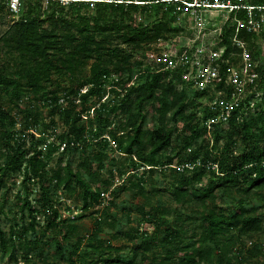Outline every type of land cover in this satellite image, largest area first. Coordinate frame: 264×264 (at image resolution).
I'll return each mask as SVG.
<instances>
[{"label": "trees", "instance_id": "trees-1", "mask_svg": "<svg viewBox=\"0 0 264 264\" xmlns=\"http://www.w3.org/2000/svg\"><path fill=\"white\" fill-rule=\"evenodd\" d=\"M253 3L264 4V0H253ZM40 9V3L27 1L21 17L0 38V202L8 198L7 179L13 174L21 175L22 186L16 194L19 218L13 217L8 233L1 226L5 211L3 204L0 205V264H30L35 249L44 242L38 235L40 229L46 235L60 237L61 241L56 244L60 255L64 244L67 245L68 258L58 264H135L138 256L145 261L152 255L151 249L155 251L158 246L163 248L169 264H245L250 251L237 250V238L232 230L240 236L251 237L264 229V217L258 214L260 206L253 204L264 200V150L256 140L257 131L264 133V101L262 111L249 120L234 108L227 119L230 131L224 136L220 129L223 122H212L214 148L210 152L202 146L191 148L204 130L196 120L197 114L188 115L186 111L191 107L197 109V100L206 99L208 92H199L190 98L174 81H165L163 74L150 73L141 65L139 77L127 87L134 71L135 50H146L157 39L178 33L174 20L161 6L103 1L96 2L91 9L86 0H48L44 16L36 13ZM89 10L95 12L87 13ZM231 30L225 40L229 48ZM241 38L248 41L253 35L242 33ZM124 71L128 73L126 79L120 75ZM112 73L119 76L114 85L122 87L123 94L115 92V98L107 104L92 107L94 114L90 119L95 117L96 123L89 129L84 123L89 119L84 118L87 111L84 106L91 97L102 100L108 86L104 76ZM64 79L71 82L69 88L62 86ZM225 80L226 75H222L218 89L225 88ZM49 86L55 89L49 91ZM84 88L87 92L80 94ZM32 95L42 99L51 116L48 124H40L44 127L43 135L37 138L29 133L38 125L32 120L34 113L24 106ZM152 98L158 102V133L147 126L146 107ZM61 99L66 106L60 104ZM113 109L118 111L117 115L126 116L117 126L111 115ZM212 109L203 108L204 124L213 117ZM57 115L66 127L58 143L54 139L56 135L53 140L46 135L55 125ZM177 117L185 118L181 134L189 132L182 148L190 156L188 160L181 158V149L178 155L164 156L175 147L177 129L171 120ZM238 130L245 146L236 153ZM106 131L118 144L117 152L103 138ZM221 141L223 148L218 147ZM90 146L93 151L88 153ZM112 151L119 156L113 157ZM55 152L78 153L80 160L73 168L69 160L62 158L57 168L48 169L47 156ZM106 160H110L108 167ZM93 162L97 164L95 171L91 167ZM186 163L193 168L182 172L176 168ZM141 166L152 168L134 172ZM105 167L108 178L101 173ZM157 172L168 177L164 189L156 187L153 180ZM205 179L208 182L204 183ZM50 183H54L52 192ZM31 185H37L41 200L31 198ZM148 185L152 186L150 191ZM125 188L135 197L147 198L148 203L140 208L142 218L149 221L153 230L142 231L137 227L114 236L127 237L133 242L132 260L109 257L87 262L79 252L86 236L81 235L79 224L74 220L99 207V223L114 226L110 207L117 189ZM58 191H63L64 196L55 201L53 196ZM169 191L175 208H165L160 199H152ZM106 192H111V200L103 208L101 196ZM62 199L81 205L80 209L73 206L75 210L69 206L68 213H81L74 219L60 214ZM178 207L187 208L190 216L184 220ZM173 212L177 216L169 220ZM186 221H194L196 225L191 227ZM161 229L162 238L158 234ZM136 238H139L137 242ZM107 248L115 250L111 242ZM179 253L184 255L180 260ZM38 255L43 257L44 250Z\"/></svg>", "mask_w": 264, "mask_h": 264}, {"label": "rangeland", "instance_id": "rangeland-1", "mask_svg": "<svg viewBox=\"0 0 264 264\" xmlns=\"http://www.w3.org/2000/svg\"><path fill=\"white\" fill-rule=\"evenodd\" d=\"M20 6L15 10L11 5V0H0V38L5 34V32L12 27V24L16 22L23 12L26 10V2L32 1L36 4L41 5V9L39 12L42 16H44V10L47 7L48 0H19ZM65 1V0H64ZM87 13H94L95 10H89L86 11ZM246 49L247 53L249 54L250 59L245 61L242 57H239V55L235 56L234 66L236 68V74H231L227 78V83L224 89L218 90L216 89H210L208 96L206 99L203 100H197V109L195 108H189L186 113L190 115L191 113H196V120L201 123V127L203 128L204 132L201 135V137L196 140L195 144L191 148H198L202 146V149L207 150L208 152L211 151V148H214V144L212 142L213 137V128H209L210 122H219L222 121L223 124L220 126L222 136L225 135V133L230 131V126L227 120L223 119V116H228L229 110L234 105L240 103L242 106H238L240 113H243V117H247L249 120L252 116L255 115V113L262 111V103L264 101V32L257 33L253 35V38L246 41ZM126 48V47H125ZM148 48V47H147ZM147 50V49H146ZM145 49H136L134 52V57L132 59V66L134 67L133 75L131 78V82L135 81L138 76V69L140 65L142 67L147 66L146 61V51ZM248 68V72H244L241 70V68ZM253 74H256L257 77L254 78ZM124 79L128 77L127 71H124L122 74ZM162 79L165 81H174L176 83L177 76L176 75H169V74H163ZM131 82L129 85H131ZM63 87L69 88L71 85V82L69 79H64L61 82ZM177 88L178 85H176ZM55 89L54 86H49V91ZM122 87L117 86L109 91V94H105V96L102 98L101 101L97 100L95 97H91L86 102L84 108L87 110L84 115H86L84 118H92L94 114V110L92 107L104 105L107 104L110 100H113L116 96V93L123 94ZM188 93L190 94V98H194V95H192V90L188 86L187 88ZM31 97V94L29 95ZM214 97V101L217 102V104H212V100L210 99ZM42 99L40 97H33L30 98L27 103H25V107L29 108L34 113V116L32 118L33 122H36L38 125H36V128L29 131V133H34L35 137L42 136L43 132L42 130L44 127H40V124L43 122L45 124L49 123V120L51 118L49 114V108L47 106H44L42 103ZM213 107V117L208 120L207 124H204L202 122L203 117V108L204 107ZM102 107V106H101ZM158 108V102L156 98H152L150 103L146 107L147 112V126L150 127L154 133H158L157 129V110ZM93 110V112H92ZM117 112L115 109H113L111 115L114 119V122L116 126L120 121H125L126 116H120L117 115ZM85 121L86 126L91 129L94 128V123H96L95 117L93 119ZM95 120V121H94ZM174 126L177 129V134L175 135V141H174V148L166 151L164 153L165 155H171L175 154L178 155L181 149V155L182 159L188 160L190 159V156L186 154L184 150H182L184 144L183 140L185 136L189 135V132L186 134H181L182 127L185 122V118L177 117L176 119L171 120ZM238 121L241 122V116L238 117ZM55 125L50 129V131L47 132V138L50 140H53V135H56L54 139L58 143L61 137V134L66 130L65 125L63 124L60 117L57 115L55 117ZM263 124L260 123V126ZM20 127H17L19 129ZM112 128H114L112 126ZM111 128V129H112ZM262 128V127H261ZM238 130L235 133V140H236V153L239 152L242 148L245 146V142L243 139V136L241 132ZM105 134H108V131L105 132ZM257 145L260 147L261 150H264V133L261 131H257ZM45 135V134H44ZM105 135V136H106ZM29 144V143H28ZM218 147L223 148V142L221 141ZM111 149V147L109 146ZM177 148V149H176ZM93 151V148L90 146L88 149V153H91ZM113 157H118L119 154H117L115 151H112ZM187 153H190L187 150ZM46 157V155H44ZM184 157V158H183ZM64 158V160H69L71 162V165L73 168H75L76 164L79 162V154L78 153H70L68 152L66 155H64L61 152H55L52 153L50 156H47V161L49 163L48 169H55L58 166L59 161ZM180 159V158H179ZM75 160H78L75 162ZM64 161V162H65ZM186 162V161H185ZM184 162V163H185ZM110 164V160L105 161L106 167H108ZM96 162L92 163V171H95L97 166ZM104 168L101 173L105 178L109 177V173L107 171V168ZM146 166H141L137 168L134 172L142 173ZM216 167V166H215ZM214 167V168H215ZM129 173H132L130 171ZM156 187L160 189H164L166 187V181L168 180V177H164L163 175H160V172H157L154 174L153 178ZM21 182V175L19 173L13 174L10 178L7 179V187H8V198L3 202H0L4 206L5 214L1 216V226L3 227L4 231L6 233L9 232L13 225V217L15 216L17 219L19 218V203L17 202L16 194L22 190V186L20 184ZM208 182V180L205 179L204 183ZM54 183H50V192H52ZM116 185L114 186V188ZM112 188V189H114ZM30 189H32L33 195H31L32 199L35 200H41L42 196H40V191L37 188V185H31ZM152 189V186L148 185L147 190L150 191ZM117 193L114 195V202L112 206L110 207L109 215L111 217V220L114 222V226H110L107 224H100L98 221V217L100 216V208L94 207L87 212H84L83 217L80 219L74 220L76 223L79 224V231L81 235H85L86 238L84 241H82L81 248L79 249V252L83 254L84 257L87 258V262H91L94 260H98L99 258H109L112 259H126V260H132L134 257V249L132 248V241L129 240L127 237H115L118 232L121 234H124L127 230L130 229H136L137 227H140L142 231L148 230L152 231L153 227L151 224H149L148 220L142 218L143 214L141 212L140 206H144L148 203L146 200L147 198H143L141 196L135 197L133 196V193H131L127 188L124 190H118ZM170 191L163 193L162 195L153 196L152 199H160L162 201V205L165 208L172 207L175 208L176 205L172 204ZM264 194V192H263ZM64 193L63 191H58L53 198L62 197L63 198ZM151 197V196H150ZM230 198V197H229ZM254 205L260 206L258 214L264 217V200H261L258 202H254ZM77 207L80 209L81 205L74 203L73 201H65L62 199L60 204V214L63 216H69L71 213H68V207ZM179 212L183 219L185 220L188 216H190V211L185 207H178ZM78 214H80V211H77ZM74 215V213H73ZM177 216L176 213H172L168 217L169 220H173ZM195 216V215H194ZM26 218V217H25ZM104 218V217H103ZM42 220V219H41ZM98 221V222H97ZM186 224L193 227L195 226L194 221H186ZM234 235H236L237 238V244L236 248L239 251L247 250L246 252H249L248 256L249 259L245 262V264H264V229L262 232L253 234L254 236H246V235H238L237 232L232 230ZM163 229L159 230L158 234H160V238H162ZM135 234V233H134ZM38 235L43 238L44 242L39 245L34 251L33 258L31 259L30 264H58L61 260L65 258V261L68 258L69 250L67 249V245L64 244V251L63 255H60L57 252L56 244L61 241L60 237L58 236H52V235H46L45 231L43 229L38 230ZM89 237V239H88ZM139 238H136L134 241L137 242ZM109 242H111L112 248L115 250H108L107 246L109 245ZM256 246V248H254ZM96 247H101L102 249L99 251L95 249ZM254 248V249H253ZM41 250H44L43 257H39L38 252ZM151 256H148V259L143 261L141 260V257L138 256L135 259V264H169L166 255L163 253V248L161 246H158L157 250L151 249L150 253ZM183 254H177V259H182ZM151 257H154L155 259H152ZM111 264H125V263H111Z\"/></svg>", "mask_w": 264, "mask_h": 264}, {"label": "built area", "instance_id": "built-area-1", "mask_svg": "<svg viewBox=\"0 0 264 264\" xmlns=\"http://www.w3.org/2000/svg\"><path fill=\"white\" fill-rule=\"evenodd\" d=\"M103 1L162 7L174 20L173 25L178 29V33L161 37L148 45L146 50L148 64L145 68L153 74L176 75L178 89L188 92L189 86L192 95L199 92L209 93L210 89H216L222 75H226L227 83L228 76L236 74L235 56L239 55L245 61L250 59L246 49L247 42L241 38V34L255 35L264 32V4L253 3V0H86L91 9L95 7L96 2ZM11 5L16 10L20 6V1L11 0ZM230 29L232 33L229 37L231 40L229 48L225 40ZM241 70L248 72L246 64ZM253 77L256 78L257 75L253 74ZM104 79L107 81L109 94L111 89L117 87L114 83L119 81V76L112 73L105 75ZM131 85L128 84L127 87ZM87 90L81 89L80 94H85ZM80 101L78 97L76 102L79 104ZM241 102L236 107L233 105L228 116H223V119L227 120L230 112L240 106ZM211 103L217 104L214 99ZM60 104L67 105L64 99L60 100ZM103 138H106L111 149L117 152L118 144L108 135ZM151 168L146 166L144 169L148 171ZM176 168L182 172L186 168L192 169L193 165L186 163ZM110 193L106 192L101 196L103 208L110 204ZM77 215L78 212L74 211L69 217L74 219Z\"/></svg>", "mask_w": 264, "mask_h": 264}]
</instances>
